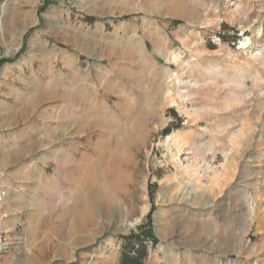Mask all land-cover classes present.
Returning <instances> with one entry per match:
<instances>
[{
    "label": "rangeland",
    "instance_id": "rangeland-1",
    "mask_svg": "<svg viewBox=\"0 0 264 264\" xmlns=\"http://www.w3.org/2000/svg\"><path fill=\"white\" fill-rule=\"evenodd\" d=\"M0 190V264H264V0H0Z\"/></svg>",
    "mask_w": 264,
    "mask_h": 264
},
{
    "label": "trees",
    "instance_id": "trees-1",
    "mask_svg": "<svg viewBox=\"0 0 264 264\" xmlns=\"http://www.w3.org/2000/svg\"><path fill=\"white\" fill-rule=\"evenodd\" d=\"M166 132L169 134L171 128L168 127ZM122 238L123 247L119 264H148L146 262L148 256L147 240L155 239L153 232L147 229L123 235Z\"/></svg>",
    "mask_w": 264,
    "mask_h": 264
},
{
    "label": "bare ground",
    "instance_id": "bare-ground-1",
    "mask_svg": "<svg viewBox=\"0 0 264 264\" xmlns=\"http://www.w3.org/2000/svg\"><path fill=\"white\" fill-rule=\"evenodd\" d=\"M195 188H199V186L194 185V189ZM161 192L163 193V191H161ZM108 204H110V203L108 202ZM181 214H182V217L184 219V223H183V227L182 228L185 229L186 233L192 232V239L193 240L189 241V242H191V243L192 242H194V243L198 242L200 240L202 234H203V228H204L203 225H204V223L198 221L197 219L194 218V216H191L190 214L186 213L185 211H182ZM160 218L163 221L162 228H163L164 231L172 232L176 228L177 223H176V221H175V219L173 217H170L169 215H165V213L164 214L162 213V214H160Z\"/></svg>",
    "mask_w": 264,
    "mask_h": 264
},
{
    "label": "built area",
    "instance_id": "built-area-1",
    "mask_svg": "<svg viewBox=\"0 0 264 264\" xmlns=\"http://www.w3.org/2000/svg\"><path fill=\"white\" fill-rule=\"evenodd\" d=\"M6 191L0 190V206L3 204L4 199H5ZM5 217V213H3L0 209V248L3 247L4 240L2 239V233H3V228H2V220Z\"/></svg>",
    "mask_w": 264,
    "mask_h": 264
}]
</instances>
